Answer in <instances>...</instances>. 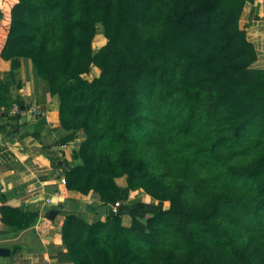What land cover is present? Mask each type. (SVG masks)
Wrapping results in <instances>:
<instances>
[{"label": "trees", "instance_id": "16d2710c", "mask_svg": "<svg viewBox=\"0 0 264 264\" xmlns=\"http://www.w3.org/2000/svg\"><path fill=\"white\" fill-rule=\"evenodd\" d=\"M246 1L3 0L2 56L31 59L59 95L64 141L84 135L67 188L119 202L92 223L66 215L73 264H264V69ZM8 92L1 128L16 133L25 105Z\"/></svg>", "mask_w": 264, "mask_h": 264}, {"label": "crops", "instance_id": "0c3cea01", "mask_svg": "<svg viewBox=\"0 0 264 264\" xmlns=\"http://www.w3.org/2000/svg\"><path fill=\"white\" fill-rule=\"evenodd\" d=\"M4 4L0 0V9L4 10L0 16V83L7 87L11 100H20L24 109L34 104L43 111L38 116L20 113L22 124L16 133L2 130L5 119L0 120V247L8 250L0 253V264H73L66 258L62 237L66 215L80 212L92 223L109 213L110 207L93 191L80 194L67 188L65 172L79 162L72 153L84 135L79 132L64 141L69 132L59 120V95L36 74L31 59L19 58L14 65L12 59L2 56L6 34L2 25L9 15ZM240 25L257 53L251 67L264 69V0L245 2ZM100 36L98 32L95 39ZM105 42L106 38L101 46ZM116 181L120 186L127 184L125 176ZM9 208L20 213L13 217ZM21 215L23 219L18 218Z\"/></svg>", "mask_w": 264, "mask_h": 264}, {"label": "rangeland", "instance_id": "374dc122", "mask_svg": "<svg viewBox=\"0 0 264 264\" xmlns=\"http://www.w3.org/2000/svg\"><path fill=\"white\" fill-rule=\"evenodd\" d=\"M3 14H4V10L3 9H0V16L2 17ZM99 33L101 35L100 36L101 38L95 39V42H96L95 43V46H96V48L100 47L101 44L104 42V40L106 38L105 32L102 31V28L100 29ZM98 72H99V68L96 67V66H93L92 69H91V77H94ZM137 193H140L142 195L145 192H144L143 189H141L140 191H132L131 196L134 197ZM125 220L128 221V222L130 221L128 217H126Z\"/></svg>", "mask_w": 264, "mask_h": 264}, {"label": "built area", "instance_id": "2783aa9c", "mask_svg": "<svg viewBox=\"0 0 264 264\" xmlns=\"http://www.w3.org/2000/svg\"><path fill=\"white\" fill-rule=\"evenodd\" d=\"M20 112L22 114L26 113V112H31L33 113L34 115L38 116L42 113L43 109L40 105H29L26 109H22V110H19L18 106H14L12 109H11V113H15V112ZM3 117V111H0V119H2ZM119 205V202H116L115 203V206H113V208H117V206Z\"/></svg>", "mask_w": 264, "mask_h": 264}, {"label": "water", "instance_id": "95a60500", "mask_svg": "<svg viewBox=\"0 0 264 264\" xmlns=\"http://www.w3.org/2000/svg\"><path fill=\"white\" fill-rule=\"evenodd\" d=\"M60 162L62 163V161H60ZM55 212L56 211H52V214H54ZM108 212H109V215H115V214H119L121 211H118L117 209H115L113 207H110L109 210H108ZM125 212H127V211H125ZM6 252H8L7 249H4V248H1L0 247V253H6Z\"/></svg>", "mask_w": 264, "mask_h": 264}]
</instances>
